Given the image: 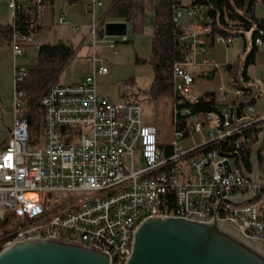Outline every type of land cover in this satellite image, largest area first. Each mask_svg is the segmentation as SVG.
<instances>
[{"label":"built area","instance_id":"1","mask_svg":"<svg viewBox=\"0 0 264 264\" xmlns=\"http://www.w3.org/2000/svg\"><path fill=\"white\" fill-rule=\"evenodd\" d=\"M6 2L13 20L18 6L14 0ZM186 4L174 7L172 17L187 52L172 70L169 154L156 128L143 123L138 104L98 94L96 79L108 73L98 49H114L116 42L97 37V22L85 38L91 49V74L76 83L51 84L41 97L44 132L39 143H29L25 95L14 88L11 129L0 145V250L15 241L58 238L100 249L112 264H123L134 229L143 219L174 216L209 222L220 200L252 191L255 185L231 158L205 148L235 136L238 150L251 151L264 114L246 105L233 121L234 103L248 92L234 86L226 69L231 63H216L209 53L216 44L230 46L234 38L210 36L202 7ZM257 4L264 5V0H255ZM101 6L99 0H89L86 10L94 13ZM57 21L68 25L64 17ZM118 38L126 42L125 36ZM32 40L30 35H12L14 61ZM263 41L264 31L258 30L254 44L260 47ZM25 69L14 62V85ZM213 73L216 86L209 92L214 110L190 116L186 108H179L207 92H194L198 75ZM194 134L200 142L192 145L188 141ZM258 187L252 202L235 206L223 201L216 214L264 241V221L258 218L264 206V164L258 166Z\"/></svg>","mask_w":264,"mask_h":264},{"label":"trees","instance_id":"2","mask_svg":"<svg viewBox=\"0 0 264 264\" xmlns=\"http://www.w3.org/2000/svg\"><path fill=\"white\" fill-rule=\"evenodd\" d=\"M18 8L14 11L11 23H0V47L10 46L14 33L35 37L43 28L37 15V9L47 7L50 16L54 12V0H14ZM30 3V4H29ZM70 3H75L72 0ZM187 6H201L202 14L208 19L210 36L240 38L242 40V57H238L226 66L232 77L233 84L240 87L236 80V73L242 64L241 80L249 84L248 69L255 64L258 47L254 44L257 31H264V18L255 14V0H191ZM183 7L180 0H111L103 11L97 23L105 20L125 21L133 37H143L148 16L152 15L153 33L150 39V55L148 58L135 57V65H149L152 78L148 87L149 96L157 100L170 97L173 92V66L184 58L187 46L179 41L180 26L172 20L174 7ZM79 44L72 45L62 41L56 43H36L37 62L33 67H26L21 78L17 79L14 88L25 95L24 105L28 120L29 143H39L44 132L43 108L41 97L51 84L59 83L60 77L74 58ZM131 79L125 81L129 82ZM260 92L258 91L257 98ZM257 98L249 104L255 105ZM179 108H186L190 116L214 110L213 93L205 92L196 102L186 101ZM241 105L237 109L239 118ZM180 123L185 117L178 115ZM264 124V121H263ZM232 136L225 142L209 144L205 150H215L220 156L231 158L234 165H242L250 170V151L235 147ZM165 152L171 149L165 145ZM258 165L264 164V140L257 154ZM259 219L264 221V206L260 208Z\"/></svg>","mask_w":264,"mask_h":264},{"label":"water","instance_id":"3","mask_svg":"<svg viewBox=\"0 0 264 264\" xmlns=\"http://www.w3.org/2000/svg\"><path fill=\"white\" fill-rule=\"evenodd\" d=\"M126 22L101 23L107 37L126 36ZM242 64L236 80L248 92L232 108L236 122L238 106L251 104L258 95L254 85L241 80ZM264 140V126L249 154L250 170L240 165L244 177L255 186L246 195H234L219 201L209 222L190 221L174 216L147 217L134 229L130 254L123 264H264V241L243 233L235 223L221 219L216 211L223 201L235 206L252 202L258 192L257 154ZM0 264H112L110 255L66 239H28L15 241L0 250Z\"/></svg>","mask_w":264,"mask_h":264},{"label":"rangeland","instance_id":"4","mask_svg":"<svg viewBox=\"0 0 264 264\" xmlns=\"http://www.w3.org/2000/svg\"><path fill=\"white\" fill-rule=\"evenodd\" d=\"M181 1L183 4L187 3V0ZM102 4L103 6L96 10V14L100 12L102 13L107 8L109 2L108 0H103ZM56 5L58 10L53 12L52 17L50 16L47 7L37 9V15L40 17L39 21L43 25V28L37 35H35L34 42L32 43L33 46H35L36 43L53 44L58 41L57 39H62V41L72 43L76 46L83 39L82 36H86L89 28L94 24L92 21V14L87 12L84 8L83 2H81V4L74 10V13L78 18V26L76 24H71L70 26L72 29L69 28V30L65 31L64 28L67 26H62L58 24L57 21L60 17L58 15L59 8H62L65 5V0H58ZM0 12H4V15L8 16V19H10V10L7 9V2L5 0H0ZM255 13L258 17L264 18V7L261 4L256 5ZM57 30L58 33L56 34ZM126 30L125 39L127 42L121 43L119 38H111L112 41L116 42L114 49H109L105 45H101L98 49V52L107 66L108 74L96 79L97 92L99 95L110 101H128L138 104L141 108L143 123L154 126L158 132L159 142L162 145H167L171 143V134L173 132L171 98L161 97L157 100L152 99L148 94V87L152 78L151 67L149 65L134 64V58L136 56L148 58L150 55V39L153 33L152 15L148 16V22L145 26V34L143 37H133L129 32L128 25H126ZM98 32H103V30L98 27L97 33ZM132 40L134 42L133 45L130 43ZM241 46L242 40L240 38L234 39L232 45L228 48L217 45L215 46V57L221 60L226 54L228 57H234V59L236 57L240 58L243 55ZM263 50L264 44L263 46L258 47L256 52L255 58L257 59V67L255 69L253 66L249 68V71L254 73V75L264 74ZM76 54L60 77V83H65L68 75L76 73L75 75L77 76L73 78L76 79L79 75L85 74L89 67L91 68V49L87 42H83L79 46ZM23 58L29 59V63H32L34 60L33 49L26 53L24 52ZM129 79L131 80L126 83L125 81ZM9 104L11 114V103H9L8 95H6L5 92L0 93V130L9 125ZM188 142L192 145L198 144L200 142L199 137L194 134ZM188 142H185L183 145L188 144ZM135 165L136 168H140L139 162H136Z\"/></svg>","mask_w":264,"mask_h":264},{"label":"crops","instance_id":"5","mask_svg":"<svg viewBox=\"0 0 264 264\" xmlns=\"http://www.w3.org/2000/svg\"><path fill=\"white\" fill-rule=\"evenodd\" d=\"M57 1L58 0H54V12H56V10H58L57 5H56ZM71 1L72 0H65V5L62 8H59L58 15L61 16V17H64V19L68 22V25H65V26H67L66 28H64L65 31L69 30V28L72 29V27L70 26L71 24L72 25L76 24L78 26V18H77V16L74 13L75 8L78 7L81 4V2H83L84 8L86 9L87 4L89 3V0H74L75 3H70ZM99 1L102 4L103 0H99ZM110 1L111 0H108V2H110ZM181 3H182V1H181ZM261 5L264 7L263 4H261ZM102 6H103V4H102ZM97 9L98 8L95 9L94 13H90V14H92V21L95 22V23L98 21V19L101 17V15L103 13V12L102 13L100 12V13L96 14L95 12H96ZM7 15H8V13H7ZM9 16H10V19H8V16L4 15V12L3 13L0 12V23H2V24L11 23L12 22L11 11L9 13ZM4 18H6V19H4ZM126 24L128 25L127 22H126ZM73 30H74V28H73ZM57 33H58V30H57L56 34ZM103 36H104L103 32H98L97 33V37L98 38H102ZM82 37L84 38L85 35H83ZM34 38L35 37H32L33 40H32L31 43L25 45L22 55L20 57L16 58L15 61L13 60L17 65L26 66V67H33V66L36 65V62H37V48H36V46L32 45V43L34 42ZM57 40L58 41H62V39H57ZM62 42H64V41H62ZM64 43L72 44V43H68V42H64ZM130 43H131V45H133L134 44L133 40L130 41ZM263 44H264V41H263ZM263 44L261 46H263ZM217 45H220V44L214 45L212 47L210 53H209V58L211 60H213L214 62L219 63V64H223L225 62L232 63V62L235 61L236 58H238V57H236L234 59V57L233 58L231 56L228 57V55H226V54L224 55L223 59H221V60L216 58L214 53H215V46H217ZM220 46H223V45H220ZM223 47L224 48H228L229 46H223ZM32 49H33V52H34V60L32 61V63H29V59L23 58V54H24V52L26 53V52H28L29 50H32ZM241 49H242V46H241ZM13 61H12V55H11V51L9 49V46L8 47L7 46L0 47V93L5 92L6 95H8L9 103H11V96H12V93H13V90H14ZM253 67H254V69L257 67V59L256 58H255V64L253 65ZM91 71H92V68L89 67L88 70L85 72V74L79 75L76 79H73L75 76H77V75H75L76 73H73L72 75H68V78L66 79L67 81L65 83H61V84L79 82L84 77H86L87 75L91 74ZM216 76L217 75H215V73L208 74V75L207 74L206 75H202V74L198 75V77L195 80L194 86H193L194 92L195 93H202V92L210 91V90L213 91L215 89V86H216V80H217ZM248 76L250 78L249 84L254 85L257 88V90L260 92L259 98H257V101H256L255 105L252 106V108H253V110H254V112L256 114H264V74H262V75H259V74L258 75H254V73L250 72L249 69H248ZM8 113H9V116H10L9 125L6 128L0 130V137H1L0 138V143L3 142V140L8 136L9 131H10V127H11L10 104H9Z\"/></svg>","mask_w":264,"mask_h":264}]
</instances>
